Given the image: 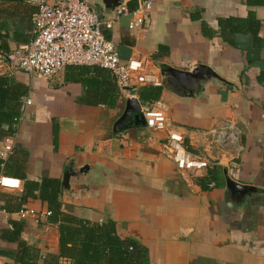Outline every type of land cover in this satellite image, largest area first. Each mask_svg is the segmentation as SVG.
Instances as JSON below:
<instances>
[{
  "label": "crops",
  "instance_id": "crops-1",
  "mask_svg": "<svg viewBox=\"0 0 264 264\" xmlns=\"http://www.w3.org/2000/svg\"><path fill=\"white\" fill-rule=\"evenodd\" d=\"M36 11L22 0H0V54L30 41ZM248 11L260 22L259 47L248 46L246 38L227 44L218 19L245 18ZM200 21L212 37L203 36ZM130 22L121 18L103 29L122 60H152L163 86L160 100L150 106L210 167L185 180L162 146L167 132L153 133L141 121L115 131L128 102L139 103L141 118L145 105L124 91L112 109L89 98L85 81L93 75L83 68L88 66L67 67L52 80L10 76L28 91L13 152L0 159L20 166L29 180L60 179L64 213L96 224L113 222L121 239L147 249L150 264H264V6L248 8L246 0H152L144 23L131 31ZM229 122L240 131L237 142L220 147L211 133ZM1 169L0 177H9L4 164ZM210 171L216 173V180H208L214 186L202 187L199 181ZM12 179L15 190L0 186V226L19 219L24 181ZM26 207L47 212L39 200ZM24 223L21 238L28 245L43 256L58 253L57 227L35 218Z\"/></svg>",
  "mask_w": 264,
  "mask_h": 264
},
{
  "label": "built area",
  "instance_id": "built-area-1",
  "mask_svg": "<svg viewBox=\"0 0 264 264\" xmlns=\"http://www.w3.org/2000/svg\"><path fill=\"white\" fill-rule=\"evenodd\" d=\"M36 6L30 41L8 54H0V76L16 73L37 75L52 80L70 66H96L111 71L121 91L139 86H163L162 76L152 60L147 58L121 59L117 46L107 40L103 27L121 18L131 19L128 25L133 31L144 23L151 11L152 0H139L135 10L120 8L112 21L105 22L89 8L85 0H22ZM31 100H26V106ZM145 126L153 133L167 132L162 146L166 155L175 164L185 180H192L210 167L208 160L193 154L187 148L182 132L169 129V120L157 113L150 105L140 110ZM20 119L16 120V125ZM240 131L231 122L218 132H212L211 139L220 147L234 145ZM15 136L4 139L0 157L13 152ZM17 181L0 177V186L9 190L17 188ZM209 183V188L213 187ZM19 219L35 218L36 223H45L47 212H37L26 207L18 212Z\"/></svg>",
  "mask_w": 264,
  "mask_h": 264
},
{
  "label": "trees",
  "instance_id": "trees-1",
  "mask_svg": "<svg viewBox=\"0 0 264 264\" xmlns=\"http://www.w3.org/2000/svg\"><path fill=\"white\" fill-rule=\"evenodd\" d=\"M246 6H264V0H246ZM136 7L137 1H134L127 9L133 11ZM200 22L203 36L212 37L208 26ZM217 27L222 40L227 44L235 46L239 38H246L248 46L260 45V22L253 11H248L245 18L218 19ZM103 33L107 40L113 42L108 30L103 29ZM72 68L77 69L78 66ZM83 68H86L84 70L87 75H93L92 81H85L90 89L88 97L94 98V101L106 108H115L122 91L111 71L96 66ZM27 91L25 84L10 76H0V140L15 135L16 120L21 117L22 101ZM135 93L143 105L149 106L160 100L162 88L142 85L137 87ZM9 163L10 159L5 163L0 159V172L4 164L7 176L24 181L16 214L26 208L30 200H39L46 204L45 224L57 227L59 246L57 254L43 256L38 249L21 238L25 228L24 221H9L7 226H0V258L6 260L4 264H62L63 261H68L69 264H150L147 249L133 240L121 239L113 222L96 224L64 213L60 179L44 178L40 182L32 181L22 173L20 166H10ZM213 172L210 171L209 178L199 181L202 187L209 183L208 180H216V173L212 174Z\"/></svg>",
  "mask_w": 264,
  "mask_h": 264
},
{
  "label": "water",
  "instance_id": "water-1",
  "mask_svg": "<svg viewBox=\"0 0 264 264\" xmlns=\"http://www.w3.org/2000/svg\"><path fill=\"white\" fill-rule=\"evenodd\" d=\"M133 0H85L86 4L89 6L91 10H93L96 14L102 18L104 21H112L114 19V14L117 10L123 7H127V5ZM203 67H197L200 69ZM169 72L174 74H179L177 71L173 69H169ZM183 74V73H180ZM126 92L135 94L136 87H130L125 89ZM138 108H140L139 103L137 102H128L126 110L122 117L115 124V131H119L123 129L124 126H127L128 123L139 122L141 121L144 124L143 119L138 114ZM88 167H84L80 170V172H84Z\"/></svg>",
  "mask_w": 264,
  "mask_h": 264
}]
</instances>
